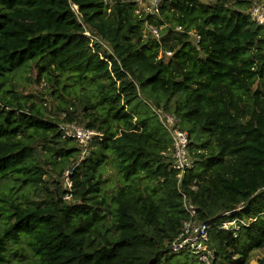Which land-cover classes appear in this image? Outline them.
<instances>
[{
  "label": "trees",
  "instance_id": "obj_1",
  "mask_svg": "<svg viewBox=\"0 0 264 264\" xmlns=\"http://www.w3.org/2000/svg\"><path fill=\"white\" fill-rule=\"evenodd\" d=\"M261 1L164 0L139 15L136 0H0V180L29 188L18 199L9 187L0 264L24 242L30 264H202L171 250L190 218L183 194L210 225L211 264H250L264 249V27L247 11ZM32 66L68 89L63 118L10 86ZM154 107L189 132L180 185ZM67 122L102 134L83 158ZM109 163L122 176L110 193ZM242 203L231 218L258 219L234 237L219 225Z\"/></svg>",
  "mask_w": 264,
  "mask_h": 264
},
{
  "label": "built area",
  "instance_id": "obj_2",
  "mask_svg": "<svg viewBox=\"0 0 264 264\" xmlns=\"http://www.w3.org/2000/svg\"><path fill=\"white\" fill-rule=\"evenodd\" d=\"M138 3L137 14L142 15V12L156 14L160 11V5L164 0H136ZM250 19L264 27V1L254 2L247 11ZM146 27L151 31V34L156 38H160V29L153 24L146 23ZM165 26H162L164 28ZM182 31V26L177 27ZM192 39L196 42H200V36L194 32H191ZM163 53V52H161ZM166 54L172 55L171 51H165ZM158 115L162 124L169 131L173 139L172 156H173V168L178 171L177 179L178 185H180L184 173L188 168L192 166V158L190 155V135L189 132L180 127L181 119L175 113H169L160 108H153ZM62 129L66 136L74 138L81 147V157L83 158L89 149V145L95 136H101L102 134L95 129L88 128L84 125H80L76 122H67L62 124ZM71 171L67 169L64 174L65 188L72 189ZM184 196V206L190 218L184 223L181 233L172 241L171 250L173 253H189L194 255L202 264H211L214 258V252L210 248V225L207 222L200 221L197 217V209L191 201ZM66 197H70L69 194ZM243 207V203L234 210H229L224 213L229 217L221 221L219 227L223 230L232 231L234 237L240 235L241 230L254 223L256 217L236 216L231 218L233 214ZM264 264V258L261 262Z\"/></svg>",
  "mask_w": 264,
  "mask_h": 264
},
{
  "label": "rangeland",
  "instance_id": "obj_3",
  "mask_svg": "<svg viewBox=\"0 0 264 264\" xmlns=\"http://www.w3.org/2000/svg\"><path fill=\"white\" fill-rule=\"evenodd\" d=\"M10 86L19 94L28 96L32 101L40 106L50 118H55L58 113V115H61L60 118H63L65 112L60 113L59 108L67 106L65 99H71V97L66 92L68 89H64V83L58 85L51 82L50 80H47V78L38 73V70L35 68V66L28 68L26 71L24 70L16 73L10 82ZM76 91L80 92L79 85H75L74 88H71V92L73 94L72 97H75L74 95L77 94ZM84 93H88V90H86ZM78 97L81 98L79 94ZM46 157L47 156L44 157L43 162L52 159V156L49 159H46ZM42 165L46 167L45 164L42 163ZM106 168L107 179L104 184V189L108 190L110 193L111 190L120 185L122 176L118 174L112 164L109 163ZM50 173L52 176H47V185L49 188L54 190L57 186L55 183L57 180V174L53 173L52 171H50ZM20 183L21 182H16L11 179L8 180L7 183L3 182V180H0V226H2L5 221L4 208L9 207V203L7 202V199L10 198L8 191L9 187H15L14 194L19 197L18 199L23 198V193L29 192V188L21 186ZM61 183H63L65 187L66 183L64 178L61 179ZM25 240L27 241V239ZM9 258V264H30L34 261L35 256L32 254L29 243L24 242L19 245H11L9 250ZM263 258L264 249H255L251 253L250 264H261Z\"/></svg>",
  "mask_w": 264,
  "mask_h": 264
}]
</instances>
